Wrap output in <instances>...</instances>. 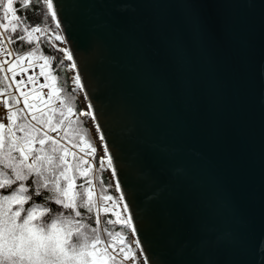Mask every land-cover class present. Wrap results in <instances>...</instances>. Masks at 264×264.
Wrapping results in <instances>:
<instances>
[{"label": "water", "instance_id": "1", "mask_svg": "<svg viewBox=\"0 0 264 264\" xmlns=\"http://www.w3.org/2000/svg\"><path fill=\"white\" fill-rule=\"evenodd\" d=\"M54 3L149 264H264V0Z\"/></svg>", "mask_w": 264, "mask_h": 264}, {"label": "snow or ice", "instance_id": "2", "mask_svg": "<svg viewBox=\"0 0 264 264\" xmlns=\"http://www.w3.org/2000/svg\"><path fill=\"white\" fill-rule=\"evenodd\" d=\"M59 9L54 0H0V264H149L122 183L117 180L114 186L121 193L118 197L101 185L95 198L93 166L87 157L97 148L81 118H90L99 134V168L110 169L111 178L118 172L94 105L77 109L74 93H84L85 85L73 52L59 47L63 56L57 58L42 50L47 43L56 48L53 41L68 43ZM29 12L41 21L32 23ZM196 26L202 29V21L197 19ZM64 61L71 62L68 70L75 73L71 92L53 74V64L62 68ZM37 67L38 75H28ZM28 85L33 87L25 91ZM68 140L72 148L81 146L83 155L66 147ZM118 203L126 215L113 212L116 219L102 223L101 212L107 214ZM115 225L120 230L109 227Z\"/></svg>", "mask_w": 264, "mask_h": 264}, {"label": "rangeland", "instance_id": "3", "mask_svg": "<svg viewBox=\"0 0 264 264\" xmlns=\"http://www.w3.org/2000/svg\"><path fill=\"white\" fill-rule=\"evenodd\" d=\"M49 20H50V18H49ZM53 43L57 46L56 49L59 48V47H65L64 45H61L58 41H53ZM50 45H52V44L50 43ZM58 53H59L60 57L63 56V53H60L59 51H58ZM64 64H65L66 69H68V67L70 66V62L69 61H64ZM68 75H69L68 76L69 77V85H70V87L72 89L74 87V84L72 83L71 78H72V76L74 74H73V72L68 70ZM80 94L79 93H74V95H76V101L79 103L80 109H86V106H85L83 98L81 96H79ZM73 119H75V117ZM81 119L85 121L83 126L86 129H89V134H88L87 138L89 140H91L93 145L97 148V151H96L94 156L87 157V159H89L90 163L93 166V173H91V175L94 177V186H95V192H96L95 198L98 200L99 197H100V194H101V187L98 186V181L100 180V177H101L102 173H105L107 175L108 183H109V185H111V187H110L111 191H108L107 194L113 195L114 198L118 197L117 196V192L114 191V184L112 182V178H111L109 169H107L106 166H105L104 169H100L99 168V160L102 157L103 151H102V148H101V143L99 141L98 135L95 134V129H94V127H92V125H90V121H89L88 117H84V118H81ZM52 135L56 136L57 134L53 133ZM64 143H65V146L68 147L71 151L77 152L78 156L79 155H83V153L80 151V147L81 146L78 145L76 148H72V140L65 141ZM85 167H87V165H85ZM81 182L82 181H79V180L77 181L78 184L81 183ZM111 205H112V202L109 201L106 206L110 207ZM113 212H118L121 215V217L125 216V213H123L122 205L119 204V203L114 208H110V211L107 214L111 215V217H108L106 219L115 220L116 216L112 215ZM103 214H105V213L101 212V217H102ZM109 227H115L116 230H120V226L119 225L109 226ZM124 231L128 233V239L131 240L132 237L130 235V231L127 230V229H125ZM128 264H131V262H128Z\"/></svg>", "mask_w": 264, "mask_h": 264}, {"label": "trees", "instance_id": "4", "mask_svg": "<svg viewBox=\"0 0 264 264\" xmlns=\"http://www.w3.org/2000/svg\"><path fill=\"white\" fill-rule=\"evenodd\" d=\"M41 12H43V7L42 6H41ZM29 16L31 17L32 23L40 22L41 19H42V17H40V16H38L36 14H33L31 12H29ZM42 50L45 52V54H51L54 57L60 58V55H59L58 51H56L57 49L52 47V45H50V43L44 44ZM53 70H54L53 74L59 76L60 83L65 85L66 91L70 92L71 91V87L69 85V77H68L69 75H68V71H67V69L65 67V64L63 65L62 68H58L57 65L54 63L53 64ZM75 102H76V105H77V109L80 110L79 103L77 101H75ZM101 185H103L104 187H107L108 191H111L110 187H108L109 186L108 177H107V175L105 173H102V175L100 177V180L98 181V186L101 187ZM37 202H40L39 198H38ZM53 207H58V206L53 205ZM108 217H111V215L103 214L102 217H101L102 223ZM90 222L94 223V217H93V221H90Z\"/></svg>", "mask_w": 264, "mask_h": 264}, {"label": "built area", "instance_id": "5", "mask_svg": "<svg viewBox=\"0 0 264 264\" xmlns=\"http://www.w3.org/2000/svg\"><path fill=\"white\" fill-rule=\"evenodd\" d=\"M33 73H36L38 75L39 68L37 67V68H34V69H30L28 75H31ZM24 78L26 80V76ZM19 79H20V77L18 76L17 80H19ZM38 79H39V83H43L44 82V78L43 77H39ZM32 87H33V85H28V88H26L25 91L31 89ZM36 87H38V85H36ZM14 89H15V85H13V91H14ZM47 91H48L47 89H44V92H47ZM16 94L19 95L18 93H16ZM19 106H23V102H21V104ZM3 114H4V109H3L2 106H0V115H3Z\"/></svg>", "mask_w": 264, "mask_h": 264}, {"label": "bare ground", "instance_id": "6", "mask_svg": "<svg viewBox=\"0 0 264 264\" xmlns=\"http://www.w3.org/2000/svg\"><path fill=\"white\" fill-rule=\"evenodd\" d=\"M65 46V45H64ZM70 62V61H69ZM70 64H71V62H70ZM81 96H82V98H83V95H82V93L80 94ZM85 103V106H86V102H84ZM89 121H90V125H92V127H94V123H93V121H91V119L89 118ZM98 136H99V134H97ZM101 143V142H100ZM101 148H102V151H103V147H102V145H101ZM109 172H110V175H111V170L109 169Z\"/></svg>", "mask_w": 264, "mask_h": 264}]
</instances>
